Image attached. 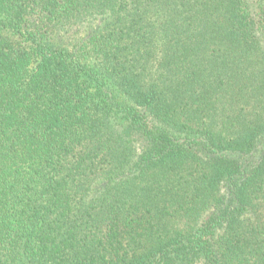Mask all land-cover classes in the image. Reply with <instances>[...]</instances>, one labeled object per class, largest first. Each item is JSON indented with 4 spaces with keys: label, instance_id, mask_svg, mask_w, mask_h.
Returning <instances> with one entry per match:
<instances>
[{
    "label": "trees",
    "instance_id": "1",
    "mask_svg": "<svg viewBox=\"0 0 264 264\" xmlns=\"http://www.w3.org/2000/svg\"><path fill=\"white\" fill-rule=\"evenodd\" d=\"M262 139L264 0H0V264H264Z\"/></svg>",
    "mask_w": 264,
    "mask_h": 264
},
{
    "label": "rangeland",
    "instance_id": "2",
    "mask_svg": "<svg viewBox=\"0 0 264 264\" xmlns=\"http://www.w3.org/2000/svg\"><path fill=\"white\" fill-rule=\"evenodd\" d=\"M40 13H35L32 17L33 18H40ZM89 22H86V23H81L79 24L77 27H79L80 29H82V33H80L79 36H73L71 35L70 33H73L75 27L73 28H70L71 29L70 33L68 32L67 34H69L70 36H67L65 33H57L58 30L56 32L53 33V36H52V41L57 43L59 46L61 47H65V48H68L70 50H77L79 51L80 53H85L86 55H83L85 56V60L87 62H89L91 65H94L95 64V58L92 56V53L88 51V49L86 48H83V45L86 41V37L92 32V29L100 23L99 19L96 20L94 23H92L91 25H88ZM92 26H94L93 28H91ZM88 51V52H87ZM264 151V139H262L261 141V144L258 146L257 150H256V153H255V158L258 159V156L260 155L261 152Z\"/></svg>",
    "mask_w": 264,
    "mask_h": 264
}]
</instances>
